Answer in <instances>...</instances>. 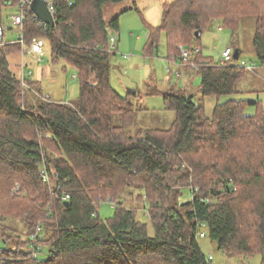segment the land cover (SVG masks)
Instances as JSON below:
<instances>
[{"label": "trees", "instance_id": "trees-1", "mask_svg": "<svg viewBox=\"0 0 264 264\" xmlns=\"http://www.w3.org/2000/svg\"><path fill=\"white\" fill-rule=\"evenodd\" d=\"M122 1L53 0V27L25 10L21 26L14 27L18 38L4 41L2 34L0 264H211L198 243L206 236L203 227L220 252L260 255L264 264L262 103L217 102L210 117L203 106L206 98L235 94L247 66L233 57L213 63L201 49L192 59L195 68L180 61L199 76L200 99L167 90L164 103L175 114L171 126L133 135V104L110 83L116 49L110 50L109 32L118 31L119 16L106 22L103 12L106 4ZM9 7L17 9L12 17L21 13L18 0H0L2 33ZM246 17L255 19L252 43L264 66V0L165 3L160 25L149 27L144 53L157 55L165 32L167 54L180 60L178 47L200 48L202 33L215 23L231 32L234 44ZM33 38L47 44L51 63L76 71L72 103L51 100L29 75L19 79L9 71L7 56L29 48ZM249 106L253 115L245 113ZM183 190L186 202L180 201ZM129 195L146 199L153 236L136 220L138 209L125 206ZM100 204L112 206V218L100 219ZM37 226L34 255L30 237Z\"/></svg>", "mask_w": 264, "mask_h": 264}, {"label": "rangeland", "instance_id": "rangeland-1", "mask_svg": "<svg viewBox=\"0 0 264 264\" xmlns=\"http://www.w3.org/2000/svg\"><path fill=\"white\" fill-rule=\"evenodd\" d=\"M172 1L124 0L119 3H108L103 8L106 22L119 16L118 31H113L112 34L116 40V50L115 55H111L110 83L119 95L128 97L133 104L135 121L128 129L133 135L138 129H168L171 126L175 114L164 103L163 94L167 90L176 88L185 95L194 97V100L200 99L199 76L191 70L181 69L180 60L173 62L174 56L167 54L165 32L160 33L157 55L150 57L144 53L149 27L160 25L163 6ZM16 12V8L9 7L3 13L4 41H12L18 38L16 29L10 25L11 17ZM254 29L255 19L253 17L243 18L234 44L231 43V32L228 29H222L220 23L213 24L209 30L202 33L199 47L202 55L212 60L213 63L220 62L222 51L229 48L232 53L235 50L239 51V62L245 63L247 67L254 66L252 71L246 67L245 77L235 85V94L221 97L218 100L212 97L204 100L203 106L206 117L211 116L217 102L221 103L227 100L260 101L264 111V66L258 62L254 52L252 43ZM28 49L25 47L24 50L20 49L12 54L21 55L23 51H25L24 54H27L24 58V64L27 67L22 69L23 72L17 77L20 79L22 74L26 76L28 73H36L37 66H49L53 73L44 76L46 78L41 80L39 85L41 93L54 101L65 103L75 101L78 97L76 71L62 61L56 65L51 63L47 44L44 46L43 62L41 63L36 64L34 62L35 59L30 56V53L28 54ZM62 65L65 66V70H62ZM33 76L35 77V75ZM26 79L32 80L29 76ZM26 85L22 81V86L25 87ZM245 113L253 115L255 113L254 106H249ZM116 120L115 123L117 124L118 120ZM183 191L180 201L186 202L189 200V193L186 190ZM135 198V195L133 197L127 196L125 206L138 209L136 220L145 224L147 234L151 237L154 235V229L148 216L147 207H144L146 199L137 201ZM98 215L100 219L107 220L112 218L114 210L110 204H100ZM16 225L19 231H25L20 222H17ZM202 232L206 236L199 238L198 243L204 255L211 257V264H261L260 255L239 257L220 252L217 250L216 244L208 238L205 227L202 228ZM10 233L12 236L14 235L13 232ZM21 237L25 239L24 233Z\"/></svg>", "mask_w": 264, "mask_h": 264}, {"label": "built area", "instance_id": "built-area-1", "mask_svg": "<svg viewBox=\"0 0 264 264\" xmlns=\"http://www.w3.org/2000/svg\"><path fill=\"white\" fill-rule=\"evenodd\" d=\"M31 1L32 0H18V8L21 11V13L11 17V21H10L11 26H13V27H20L21 26V24L23 22L25 10L30 11ZM46 3H47L48 10L50 11L52 16L54 17L55 9H54L53 0H46ZM43 26H46V25L43 24ZM112 34H113L112 32H109L110 50H113L115 48V42H116L115 37ZM19 38H20V36H19ZM178 50H179L178 58L181 61V65L191 66V67L195 68V64L192 62V59L194 56H196L198 53H200V48H198V47L187 48V47L179 46ZM28 51H29L28 53L33 55L38 62H42L43 56H44V41L42 39H39V38H33L30 42V46H29ZM232 57H233L232 51L229 48H225L222 51L220 63L224 64L226 62H229V61H231ZM176 59H177V57H173L172 58L173 62H176ZM241 65L246 66L245 63H241ZM249 68H251V67H249ZM27 75H29V73ZM67 199H68V196H65L63 198L64 201H66ZM39 237H40V227L37 226L35 228L34 234L30 237V239L32 241L31 247L33 249L34 255H36V253L39 252V247L36 245V242H37ZM200 237H204V235L201 234ZM210 259H211V257H208V260H210Z\"/></svg>", "mask_w": 264, "mask_h": 264}, {"label": "crops", "instance_id": "crops-1", "mask_svg": "<svg viewBox=\"0 0 264 264\" xmlns=\"http://www.w3.org/2000/svg\"><path fill=\"white\" fill-rule=\"evenodd\" d=\"M30 56L33 59H35V57L33 55H30ZM24 58H25V55H23V54H21V55L20 54H14V55L7 56V61L9 64V71L13 75L19 76V74L22 73L23 70L27 67L26 64H24ZM34 62L36 64L41 63V62H38L36 59L34 60ZM36 69H37L36 73H34V74L29 73V76L32 78L33 81L39 82L38 83L39 85L41 83V80L43 78H46L44 76H49L50 73H53V71L51 70V68L49 66H45V67L37 66ZM181 69H183V68H181ZM186 71H188V70L186 69ZM33 75H35V77Z\"/></svg>", "mask_w": 264, "mask_h": 264}, {"label": "water", "instance_id": "water-1", "mask_svg": "<svg viewBox=\"0 0 264 264\" xmlns=\"http://www.w3.org/2000/svg\"><path fill=\"white\" fill-rule=\"evenodd\" d=\"M30 11L33 13L34 17L40 21L42 24L53 27L54 18L50 11L48 10L46 0H32L30 4ZM2 29L0 27V42L2 41ZM199 37L198 34H196ZM239 51L235 50L233 52V58L237 59Z\"/></svg>", "mask_w": 264, "mask_h": 264}]
</instances>
